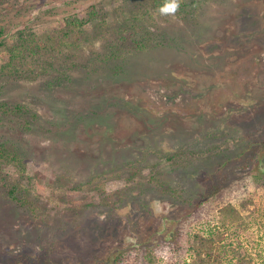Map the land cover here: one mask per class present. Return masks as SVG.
Listing matches in <instances>:
<instances>
[{"label": "rangeland", "instance_id": "1", "mask_svg": "<svg viewBox=\"0 0 264 264\" xmlns=\"http://www.w3.org/2000/svg\"><path fill=\"white\" fill-rule=\"evenodd\" d=\"M180 1L181 7L177 0H0V63L6 54L3 41L14 43L19 30L62 34L68 17L86 24L59 45L56 41L55 51L40 56L45 62H60L64 56L67 62L92 61L94 50L107 51L105 42L118 32L137 37L150 29L156 37L151 44L162 42L117 60L125 66L121 74L105 69L99 81L86 80L88 93L45 90L33 80L0 79V99L30 104L40 115L26 134V172L34 178L26 186L49 210L45 221L0 197V264H141L138 251L128 257L122 249L148 237L162 216L177 219L173 225L179 226L181 214L189 210L154 187L157 180L176 185L183 198L199 195L207 186L199 170H174L167 160L162 167L155 164L158 156L149 152L153 147L178 155L184 147L192 153L203 149L205 156L210 149L219 151L214 163L201 167L207 171L226 160L228 167L240 166L246 155L251 159L242 171L259 167L264 0ZM91 111L99 114L90 116ZM73 112L83 117L76 128L69 123ZM56 129L62 130L59 140L52 135ZM66 129H73L76 139ZM110 158L115 162L106 170ZM134 159L141 163L133 164ZM19 169L7 167L13 175ZM152 171H158L153 180ZM248 182L251 187L253 181ZM250 187L243 197L254 194L264 210V188ZM71 200L75 215L67 209ZM201 208L204 214L218 213L214 198ZM187 223L182 224L186 230ZM250 233L262 251L264 233L256 225ZM160 236L154 234L153 240ZM154 248L155 264H185L191 256L189 251H172L167 243ZM260 251L252 250L255 264ZM119 254L122 261L116 262Z\"/></svg>", "mask_w": 264, "mask_h": 264}, {"label": "trees", "instance_id": "2", "mask_svg": "<svg viewBox=\"0 0 264 264\" xmlns=\"http://www.w3.org/2000/svg\"><path fill=\"white\" fill-rule=\"evenodd\" d=\"M177 3L178 6H183L180 0H177ZM85 24L84 19L68 17L62 29V34L52 36L38 34L35 30H19L14 43L9 44L3 41L6 46V54L4 55V61L0 63V79L8 77L13 81L33 80L39 81L41 88L45 90L63 88L67 92L76 94L88 93L90 92V86L85 83L86 80L99 81L104 75L103 70L105 69L111 70L109 72L111 75H118L124 71L123 62H117V60L124 59L126 53L145 51L151 45L162 44L160 41L151 44L156 37L151 34L152 30L150 29H145L137 37L132 36V33L123 34L118 32L115 38L108 39L105 42L104 46L108 48L107 51L94 50L95 58L92 61L85 63L67 62L68 57L64 56L60 62L49 60L45 62L40 58L47 51H55L56 41H59L57 43L59 45L71 33L81 31ZM2 32L3 30L0 31V33ZM28 56H33V60L26 59ZM98 62L102 63L99 64ZM61 65L63 68L60 67ZM79 71L81 72L75 76V73ZM89 114L94 116L99 113L91 111ZM80 115V112H73V119L69 121L75 128L77 121L83 120ZM39 117L37 109L30 104L0 99V197L8 198L20 207L30 211L34 218H41L46 221L49 219V210L42 206V199L39 198L38 194H35L30 186H26V183L32 185L34 181L33 176L26 172L28 158L26 134L33 131ZM54 124H58V122H54ZM55 131V134L52 135L59 140L62 130L58 131L56 129ZM66 132L74 133L71 139H76V133L73 129H66ZM258 145L263 150L262 158H260L262 162H259L257 169L249 172L242 171L251 159L249 155L244 157L245 159L240 166L228 167L230 166V160H226L217 162L214 169H212L213 164H211V171H207L201 167L203 164H209V162L214 163V156L219 154V151L214 152V149H210L208 150L209 154L205 156L203 152H207L203 149L199 150L198 153L196 151L192 153L193 151H187L188 148L184 147L181 148L184 150L183 154L178 155L172 154L170 151L163 152L165 150L162 151L156 147L151 148L149 152H152L153 156H158L155 164L162 167L164 160H167L174 165L172 166L174 170L177 168L184 171L199 170L200 173H203V177H206L207 186L201 194L183 198L181 190L176 185L167 180H157L154 187L161 189L160 191L163 194L170 193L178 203H185L189 210H185L181 214L180 218H184V220L179 226L173 225L176 224L177 219L162 216L160 224L155 226L154 229L152 228L148 237L130 244L122 249V252L129 253L127 256L131 257L132 252L138 251L136 258L143 260L141 264H155L154 249L156 248L154 247L167 243L172 251L191 252L190 259L185 264H255L252 250L260 251L257 244L261 245V243L251 239L250 229H254V225H256L258 231L264 233V220H262L264 210L258 205V201L253 196L254 194L246 197H243L242 194L250 190L249 179L253 181L251 187L255 186L257 189L261 186L264 188V139L259 140ZM237 146L238 144L235 147ZM235 147L233 148L235 149ZM112 156L114 155L112 154ZM115 159H119V156ZM134 161L135 159L132 160V163ZM140 161L141 159H136L133 164L141 163ZM114 162L110 158L106 162V170ZM10 165L19 167L20 173L18 175L11 174L7 170ZM158 171H152L151 180L156 178ZM200 173L199 175L202 177ZM57 179L60 180L61 178L58 176ZM73 187L77 188L78 186L74 185ZM211 198H214V205L218 208L219 214L210 215V213L204 214L201 212L202 205L208 203ZM69 203L67 209L75 215L77 209L72 205L73 200ZM252 205H256V207L250 209ZM241 209H247L248 213L244 214ZM171 219L170 224L172 226L166 230L165 225ZM184 221H188L187 230L185 229L186 226L183 227L182 225ZM196 222H200L202 225L197 227ZM184 231H187L185 236ZM154 234L161 236L154 241ZM260 252H257L258 257L256 260L259 264H264V248ZM115 261H122L121 254L116 256Z\"/></svg>", "mask_w": 264, "mask_h": 264}]
</instances>
